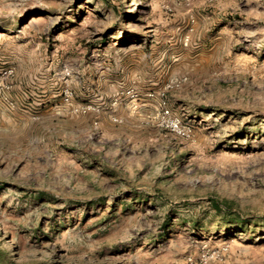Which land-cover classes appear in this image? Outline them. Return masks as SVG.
<instances>
[{
  "label": "rangeland",
  "instance_id": "1",
  "mask_svg": "<svg viewBox=\"0 0 264 264\" xmlns=\"http://www.w3.org/2000/svg\"><path fill=\"white\" fill-rule=\"evenodd\" d=\"M0 264H264V0H0Z\"/></svg>",
  "mask_w": 264,
  "mask_h": 264
},
{
  "label": "built area",
  "instance_id": "2",
  "mask_svg": "<svg viewBox=\"0 0 264 264\" xmlns=\"http://www.w3.org/2000/svg\"><path fill=\"white\" fill-rule=\"evenodd\" d=\"M166 114H168V111H165Z\"/></svg>",
  "mask_w": 264,
  "mask_h": 264
},
{
  "label": "bare ground",
  "instance_id": "3",
  "mask_svg": "<svg viewBox=\"0 0 264 264\" xmlns=\"http://www.w3.org/2000/svg\"><path fill=\"white\" fill-rule=\"evenodd\" d=\"M35 21V20H34Z\"/></svg>",
  "mask_w": 264,
  "mask_h": 264
}]
</instances>
